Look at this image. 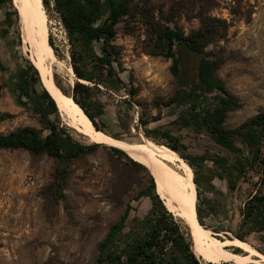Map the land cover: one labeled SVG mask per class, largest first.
<instances>
[{
	"label": "rangeland",
	"instance_id": "obj_1",
	"mask_svg": "<svg viewBox=\"0 0 264 264\" xmlns=\"http://www.w3.org/2000/svg\"><path fill=\"white\" fill-rule=\"evenodd\" d=\"M177 1L140 0V4L150 7L163 25L183 29L186 33L198 29L200 21L193 17L194 13H187L178 7L173 14H169ZM214 1L217 6L212 10L213 15L226 18L231 27L228 39L214 41L207 51L212 58H222L223 64L216 75L242 103L240 108L228 113L225 125L234 129L264 109V0H241L240 4H235L237 14L230 12V5L234 3L232 0ZM12 2L13 6L0 9V35L6 29L9 31L6 39L2 37V56L9 70L5 72L8 83L1 98L0 111L11 112L15 117L0 124V133L26 125L43 127L38 116L17 100L19 92L12 74L24 66L27 59L35 65L38 54L27 40L19 9L14 0ZM42 4L48 16L49 37L52 35L61 54L57 55L52 47L53 52L47 57L46 64L56 83L72 94L78 78L72 67L65 28L54 9V0H51L49 9L43 0ZM8 10H17L19 14L13 15L11 27L4 23ZM168 14L173 15L172 21L166 19ZM118 30L116 42L123 48L125 67L121 77L127 86L133 82L139 88L137 99L145 106L133 103V109L129 110V104L123 102L125 98H131L128 89L114 93L101 87V91L95 92L94 96L104 105L100 123L108 132L126 142L155 143L145 135L139 116L141 113L149 117L160 114V119L151 121L149 128L170 130L181 139L186 146V154L195 157L202 181V206H206L204 202L206 204L208 199L228 203L234 214L233 227H236L241 208L257 189L258 173L252 171L237 190L231 191L228 179L219 175L222 170L216 160L224 157L234 162L237 156L220 146L206 128L191 117L187 106L167 105L177 90L171 70L172 59L151 53L148 29L141 16L125 18ZM155 102H159L160 107H155ZM215 102V95H209L197 112L213 106ZM73 134L90 144L86 136ZM103 145L95 152L71 162L66 197L59 202L53 199L48 190L57 166L55 158L47 154L35 155L24 149L0 150V264H92L97 256L98 243L109 228L120 220L129 203L133 209L125 232L134 226L136 218L143 219L150 213V197L138 196L149 186V171L118 156L110 145ZM164 160L179 173H184L179 161ZM176 217L189 227L184 218ZM220 221L231 224L229 219L206 218L209 226L217 225ZM213 233L220 239L235 238ZM250 240L264 246L256 235L251 236Z\"/></svg>",
	"mask_w": 264,
	"mask_h": 264
},
{
	"label": "trees",
	"instance_id": "obj_2",
	"mask_svg": "<svg viewBox=\"0 0 264 264\" xmlns=\"http://www.w3.org/2000/svg\"><path fill=\"white\" fill-rule=\"evenodd\" d=\"M232 1L234 3L230 5V12L237 14L235 4H240L241 0ZM43 3L47 9L50 8L51 0H43ZM54 3V9L65 28L72 67L78 78L70 95L97 129L119 139L100 123L104 105L94 96L95 92L101 91V87L114 93L126 88L131 98H125L123 102L129 104V110L133 109V103L145 106V103L137 99L139 88L133 82L127 86L121 77V72L125 70L123 48L116 42L119 24L125 18L141 16L148 29L151 53L172 59L171 70L177 82V90L167 105L187 106L191 117L205 127L220 146L237 156L234 162L224 157L217 158L216 162L222 170L219 175L227 178L229 188L235 191L249 173H258L257 189L241 208L237 226L233 227L234 214L228 203L208 199L206 204L204 202L206 206H202V181L194 162L195 157L186 154L185 144L170 130L149 128L151 121L160 119V114L150 117L145 113L140 114L139 121L145 135L151 141L166 145L180 154L189 165L197 188L196 208L200 223L217 234L244 240L264 254V246L250 240L251 236L256 235L264 245V109L234 129L225 125L228 113L240 108L242 103L216 75L223 64L222 58H212L207 51V47L214 41L227 40L231 27L226 18L213 15L212 10L217 6L215 1L179 0L171 7L169 14H173L179 7L187 13H194L193 17L199 19L200 27L189 33L163 25L150 7H142L140 0H54ZM8 5L13 6L12 0H0V9ZM169 14L166 19L172 21L173 15ZM5 15L4 23L11 27L13 15L19 14L17 10H8ZM6 33H9L7 29L3 37ZM49 41L55 53L60 56L52 35ZM6 70L7 67L0 61V73ZM15 80V88L19 92L18 103L37 115L43 127L26 125L8 133H0V150L24 149L35 155L47 154L55 158L57 166L48 190L53 199L59 202L66 197L71 162L104 145L92 141L86 144L75 137L73 132H77L64 123L57 102L32 61L26 60V64L15 73ZM6 82L0 76V102ZM211 94L216 99L213 106L197 112ZM155 103V107H160L159 102ZM13 117L15 114L11 112L0 111V124ZM111 149L118 156L149 171L122 149L114 146ZM149 174V186L138 196L150 197V213L143 219L136 218L134 226L125 232L127 219L133 209L129 203L120 220L109 228L103 240L98 243L97 256L92 264H235L230 260L208 262L197 256L192 248L190 229L166 207L157 192L155 178L150 171ZM206 218L229 219L231 224L226 225L220 221L217 225L209 226Z\"/></svg>",
	"mask_w": 264,
	"mask_h": 264
},
{
	"label": "bare ground",
	"instance_id": "obj_3",
	"mask_svg": "<svg viewBox=\"0 0 264 264\" xmlns=\"http://www.w3.org/2000/svg\"><path fill=\"white\" fill-rule=\"evenodd\" d=\"M14 2L20 12L22 30L27 40L37 50L35 66L40 70L45 86L57 102L64 123L77 133L86 136L90 141L118 147L134 160L144 164L155 178L157 192L167 208L176 216L184 218L189 224L188 228L193 241L192 248L197 256L208 262L230 260L235 264H249L250 262L264 264V254L250 243L236 237L220 239V236H215L200 223L196 208L197 188L192 172L185 160L174 150L166 145L152 142H126L94 126L71 95L56 83L47 67V57L54 48L52 49L49 43L48 16L42 0H14ZM164 158L179 161L184 173H179Z\"/></svg>",
	"mask_w": 264,
	"mask_h": 264
},
{
	"label": "crops",
	"instance_id": "obj_4",
	"mask_svg": "<svg viewBox=\"0 0 264 264\" xmlns=\"http://www.w3.org/2000/svg\"><path fill=\"white\" fill-rule=\"evenodd\" d=\"M2 37H3V35H0V61H2L5 64V66L7 67V64L4 62V58H3L4 54H2V51H3L2 49H3V46H4L2 44ZM6 38L7 37H3V39H6ZM8 70H9V67H7V70L6 71H3L2 73H0V76H2V77L5 78V76H6L5 72L7 73ZM15 73L12 74L13 77L15 76ZM5 80H6V78H5ZM6 81H7L6 82V84H7L8 83V80H6Z\"/></svg>",
	"mask_w": 264,
	"mask_h": 264
},
{
	"label": "water",
	"instance_id": "obj_5",
	"mask_svg": "<svg viewBox=\"0 0 264 264\" xmlns=\"http://www.w3.org/2000/svg\"><path fill=\"white\" fill-rule=\"evenodd\" d=\"M52 96V95H51ZM54 99V98H53ZM162 199V198H161ZM164 202V201H163Z\"/></svg>",
	"mask_w": 264,
	"mask_h": 264
}]
</instances>
